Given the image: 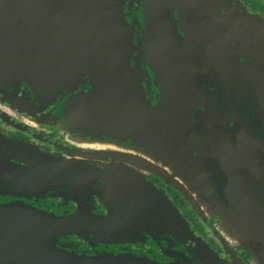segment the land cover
<instances>
[{"label": "flooded vegetation", "instance_id": "1", "mask_svg": "<svg viewBox=\"0 0 264 264\" xmlns=\"http://www.w3.org/2000/svg\"><path fill=\"white\" fill-rule=\"evenodd\" d=\"M118 1L129 44L80 55L73 86L50 95L0 82V224L70 221L44 240L74 253L167 260L159 244L176 248L175 207L220 258L264 264V0ZM152 17L167 21L168 38ZM131 96L153 107L137 103L138 124L128 123ZM165 96L170 154L148 117ZM43 154L91 172V181L39 172ZM5 249L0 264H19Z\"/></svg>", "mask_w": 264, "mask_h": 264}, {"label": "water", "instance_id": "2", "mask_svg": "<svg viewBox=\"0 0 264 264\" xmlns=\"http://www.w3.org/2000/svg\"><path fill=\"white\" fill-rule=\"evenodd\" d=\"M161 1L169 4V0ZM150 21L161 22L162 37L168 38L170 27L165 19L152 17ZM128 28L118 0H0V82L19 83L23 80L31 86L33 93L56 94L61 88L74 85L72 79L77 75L71 68L80 55H85L88 60L92 53L91 47H96L97 53L106 55L109 51L105 50V45L129 44ZM152 28L153 24L150 26ZM259 37L264 38V34ZM129 85H135L136 88L132 90L134 94L140 93L136 83ZM85 97L90 99L87 95ZM124 101L127 103L129 124L132 121L138 124L140 119V114L135 112L137 103H142L143 108L153 109L143 97L131 96ZM172 101L167 96L161 98L157 103V114L148 116L151 123L159 126L156 127L158 132L164 134L165 131L167 146L163 144L165 139H161L158 144L161 150L168 149L167 154H170L169 125L174 124L173 114L169 111ZM177 102L185 104V100ZM92 116L105 118L101 115ZM183 117L177 115V131L184 125ZM181 147L177 139L176 148L180 150ZM177 155L182 153L177 152ZM37 158L39 172L43 170L56 178L57 174L64 171L65 177L76 175L81 183L85 179L91 181L86 178L91 172L83 174L67 159L46 154ZM24 178L26 181L37 179L34 174ZM170 215L172 220L176 219L171 228L172 234H175L173 237L178 241L173 243L176 248L173 250L167 243H158L167 260L136 255L130 251L74 253L58 248L51 240H44L62 231L70 221L64 224L57 221L48 225L44 221L43 224L41 221L1 223L0 236L8 237L9 240L0 242V245L7 248L6 252H11V257L19 264H230L194 233L175 207ZM140 228L142 226H136L134 230ZM189 239L195 242L194 246L188 242Z\"/></svg>", "mask_w": 264, "mask_h": 264}]
</instances>
